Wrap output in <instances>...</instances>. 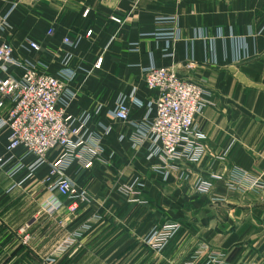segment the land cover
<instances>
[{"label": "crops", "instance_id": "0c3cea01", "mask_svg": "<svg viewBox=\"0 0 264 264\" xmlns=\"http://www.w3.org/2000/svg\"><path fill=\"white\" fill-rule=\"evenodd\" d=\"M0 13V41L21 60L55 74L69 58L67 111L90 114L85 134L100 147L94 157L89 144L76 148L62 171L88 191L74 213L64 198L58 209L47 204L60 197L43 183L60 149L33 170V155L10 154L0 167V264H264V192L228 186L234 172L264 180V0H0ZM148 66L173 69L208 99L194 120L205 135L203 157L179 161L167 180L140 134L155 95L141 75ZM122 98L125 121L113 115ZM13 105L3 98L0 119ZM7 136L0 128V156ZM199 180L209 181L208 191L196 189ZM134 181L137 196L122 187ZM168 220L180 230L155 251L143 235Z\"/></svg>", "mask_w": 264, "mask_h": 264}, {"label": "built area", "instance_id": "2783aa9c", "mask_svg": "<svg viewBox=\"0 0 264 264\" xmlns=\"http://www.w3.org/2000/svg\"><path fill=\"white\" fill-rule=\"evenodd\" d=\"M6 18L7 14L0 13V32ZM52 32L53 28L47 31L48 34ZM90 33L91 30H88L87 35ZM65 41L69 40L65 38ZM28 46L34 51L40 49L34 41H28ZM68 59L66 58L63 67L55 74H47L38 70L35 62L23 61L15 56L9 42L0 41V108L4 97L10 98L14 103L7 118L0 119V128L8 129V142L5 153L0 156V167L9 161L10 154L16 148H22L35 157L30 170L45 163L50 152L60 149L57 157L48 163L49 169L43 178L48 191L60 197L53 196L47 204L53 210L58 209L63 205L60 198H64L69 202L68 210L74 213L81 204L89 202L88 191L62 171L72 157L79 156L76 148L89 144L94 157L100 152V147L85 134L91 119L90 114L82 112L73 115L67 111L74 97V92L67 89L68 82L74 77V72L66 67ZM10 66L21 70L19 77L8 73ZM141 75L147 88L155 95L145 104L152 115L146 120L140 134L152 142L151 154L157 160L155 168L162 174V179L167 180L170 170L179 161L196 163L203 157L205 135L196 128L194 120L204 109L208 99L200 85L179 78L171 68L148 66L143 68ZM113 115L123 121L129 118V109L124 98L117 103ZM109 130L110 127H107L106 132ZM90 165V161L84 164L85 167ZM240 185L245 190L264 192V180L234 172L228 186L231 189H240ZM139 186V182L134 181L122 187L137 196L139 193L136 187ZM195 187L199 192H206L210 183L199 180ZM98 219L94 215L84 222L63 242L61 251L82 232L89 230L92 222ZM180 227L178 221H165L148 231L143 240L153 250L161 251Z\"/></svg>", "mask_w": 264, "mask_h": 264}, {"label": "rangeland", "instance_id": "374dc122", "mask_svg": "<svg viewBox=\"0 0 264 264\" xmlns=\"http://www.w3.org/2000/svg\"><path fill=\"white\" fill-rule=\"evenodd\" d=\"M143 238H144V235H143ZM144 241V240H143Z\"/></svg>", "mask_w": 264, "mask_h": 264}]
</instances>
